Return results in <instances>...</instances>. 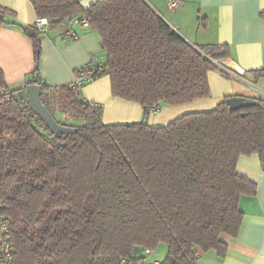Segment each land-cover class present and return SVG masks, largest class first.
I'll return each mask as SVG.
<instances>
[{"label":"trees","instance_id":"obj_1","mask_svg":"<svg viewBox=\"0 0 264 264\" xmlns=\"http://www.w3.org/2000/svg\"><path fill=\"white\" fill-rule=\"evenodd\" d=\"M31 1L38 18L51 20L50 31L78 17L89 22L112 95L141 105L145 118L107 125L102 108L71 85H43L42 102L55 118L50 101L82 121L71 125L75 134H53L29 109L26 91L8 88L0 67V92L9 94L0 98V217L12 223L11 264H144L141 251L161 245L160 264H198L210 251L225 256L221 236H237L240 200L257 192L238 171L239 157L256 154L264 169V100L226 97L165 126L146 118L209 98L208 75L229 47L189 44L147 0H103L87 11L82 0ZM13 14L0 8V25L18 26L31 40L38 74L44 33L8 22Z\"/></svg>","mask_w":264,"mask_h":264},{"label":"crops","instance_id":"obj_2","mask_svg":"<svg viewBox=\"0 0 264 264\" xmlns=\"http://www.w3.org/2000/svg\"><path fill=\"white\" fill-rule=\"evenodd\" d=\"M171 1L147 0L189 44L227 45L230 55L216 62L218 68L208 75L209 98L163 106L148 115V124L165 126L185 114L211 111L226 97L235 95L264 100V75L258 79L254 76L256 71L264 72V0H174L175 7H171ZM0 8L14 13L7 17L8 22L24 27L37 23L31 0H0ZM71 28L78 34L77 39L63 36ZM40 39L42 55L38 74L34 75L36 62L31 40L18 26L0 25V67L12 92L24 93L28 84L37 83V78L42 86L71 85L75 73L91 55L101 60L106 57L98 32L91 27L73 26L70 20L61 28L42 34ZM81 96L102 108V120L107 125L141 122L145 118L141 105L112 95L108 75L84 86ZM237 168L257 184V192L240 200L244 217L237 236H221L228 247L225 256L210 251L200 255L198 264H264V169L256 154L239 157ZM141 252L145 257L149 255Z\"/></svg>","mask_w":264,"mask_h":264},{"label":"built area","instance_id":"obj_3","mask_svg":"<svg viewBox=\"0 0 264 264\" xmlns=\"http://www.w3.org/2000/svg\"><path fill=\"white\" fill-rule=\"evenodd\" d=\"M170 4L171 7H175L176 1L172 0ZM50 22L51 20L47 18H38L35 26L38 28L40 32L46 33L49 31ZM72 24L73 26L79 25L85 28L90 27L89 22L83 17H78L73 19ZM63 36L68 39L78 38V34L74 30V28L66 30ZM101 68H103L102 60L99 59L97 55H91L87 64L75 73V78L73 83L71 84V87L76 93H78V96L81 100L86 101L81 96L82 89L84 88V86L96 81L101 76ZM0 98L8 99L9 98L8 92L7 91L0 92ZM11 227H12V223L8 217L5 216L0 217V264H11L13 260L14 249L11 242ZM150 252H151L150 250L144 251L145 254H150ZM155 264H160V263L156 262Z\"/></svg>","mask_w":264,"mask_h":264},{"label":"water","instance_id":"obj_4","mask_svg":"<svg viewBox=\"0 0 264 264\" xmlns=\"http://www.w3.org/2000/svg\"><path fill=\"white\" fill-rule=\"evenodd\" d=\"M103 0H82L81 6L84 11H87L90 7ZM27 103L29 109L35 113L42 122L46 125L49 131L53 134H75L78 129L76 127L60 124L46 105L43 104L41 96L43 94V86L37 83H31L26 86ZM232 107L234 101H228ZM250 101L242 100L241 104H249Z\"/></svg>","mask_w":264,"mask_h":264},{"label":"rangeland","instance_id":"obj_5","mask_svg":"<svg viewBox=\"0 0 264 264\" xmlns=\"http://www.w3.org/2000/svg\"><path fill=\"white\" fill-rule=\"evenodd\" d=\"M57 97V95H56ZM50 104L54 110L56 118L63 122V124H66L67 126L71 125H80L81 120H74L73 118L65 116L61 111H60V103H57L55 101H50ZM60 112L62 113L60 115ZM167 253V247L165 245H161L156 251H153L151 254L146 256L144 264H155L157 261L163 262ZM155 262V263H154Z\"/></svg>","mask_w":264,"mask_h":264}]
</instances>
